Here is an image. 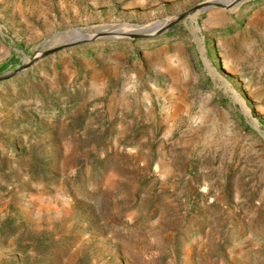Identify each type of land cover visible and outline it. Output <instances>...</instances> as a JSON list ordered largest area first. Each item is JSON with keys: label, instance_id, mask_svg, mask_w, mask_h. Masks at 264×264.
Listing matches in <instances>:
<instances>
[{"label": "rangeland", "instance_id": "1", "mask_svg": "<svg viewBox=\"0 0 264 264\" xmlns=\"http://www.w3.org/2000/svg\"><path fill=\"white\" fill-rule=\"evenodd\" d=\"M203 1L0 0V75ZM0 264H264V0L1 81Z\"/></svg>", "mask_w": 264, "mask_h": 264}, {"label": "water", "instance_id": "2", "mask_svg": "<svg viewBox=\"0 0 264 264\" xmlns=\"http://www.w3.org/2000/svg\"><path fill=\"white\" fill-rule=\"evenodd\" d=\"M235 2L228 4V3L221 1V0H206V1H203V2L195 5L194 7L190 8V9L174 16V17H171L169 20L164 19V20L160 21L162 24L161 27L156 29L154 32H132L130 34L121 35L120 37L142 38V37H148V36L162 35V34L168 32L169 29H171L172 27H174L178 23L184 21L185 19L191 17L193 14L197 13L198 11H205V10H208L210 8H213V7H226L227 8V7L232 6ZM156 23H158V22H156ZM117 27H120V26H116V27L112 26V27H108V29L96 28L94 30H88V31L82 30L79 28L70 29L69 31L65 32L64 34H66L68 36L72 35L74 37V39L69 38L67 40V42L64 44H60L54 48L44 50V51L37 53L33 58H31L29 61L25 62L22 66L18 67L15 71L0 75V82L13 77L14 75H16L17 73L28 68L34 62H36L37 60L41 59L44 56H47V55L52 54L54 52L63 50V49L68 48L70 46L79 44L81 42H87V41H91L94 39H98V38H94V35L103 34V32L101 30L105 31V30H109V29H113V28H117ZM61 34H63V33H60L59 35H61ZM105 38H110V37H105ZM117 38H119V37H117Z\"/></svg>", "mask_w": 264, "mask_h": 264}, {"label": "bare ground", "instance_id": "3", "mask_svg": "<svg viewBox=\"0 0 264 264\" xmlns=\"http://www.w3.org/2000/svg\"><path fill=\"white\" fill-rule=\"evenodd\" d=\"M221 1L230 3V2H234L236 0H221ZM198 12H201V11H198ZM161 25H162L161 22L153 23V24L147 25V26H151L150 28H147V29H145V27L143 25H140V26L139 25H136V26L129 25V27L128 26H126V27L124 26L123 28H122V26H120V27H117V28L109 29L107 31L101 30L103 32V34L94 35V38L119 37L121 35L130 34L132 32H154L156 29L160 28ZM69 38L70 39H74V37L72 35H69Z\"/></svg>", "mask_w": 264, "mask_h": 264}]
</instances>
